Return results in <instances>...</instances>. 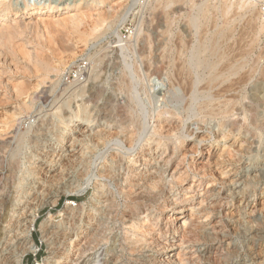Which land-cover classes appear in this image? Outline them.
Listing matches in <instances>:
<instances>
[{
  "label": "rangeland",
  "instance_id": "374dc122",
  "mask_svg": "<svg viewBox=\"0 0 264 264\" xmlns=\"http://www.w3.org/2000/svg\"><path fill=\"white\" fill-rule=\"evenodd\" d=\"M13 1L45 9L31 15L32 19L11 11L6 28L20 25L22 19L27 27L13 31L16 37L11 41L0 39V198L13 200L5 216L7 222L0 223V264H16L17 256L25 250L21 264H119L124 259L134 264L137 254L130 255L128 250L132 240L143 243L144 252L138 256L144 255L152 262L148 264H210L208 256L213 264H264V239L255 240L247 231L256 218L264 224V137L260 141L252 138L258 130L251 135L242 130L241 135H232L225 142L223 135L229 134L230 126L222 130L219 119L203 118L198 106L187 112L189 97L173 85L170 68L160 75L152 73L163 56L168 57L165 62L173 58V53L164 50L175 45L177 36L191 39L192 45L197 43L207 19L201 18L197 27L191 26L190 19L199 15L200 3L211 7L206 15L207 34L222 28L224 17L218 10L222 0H175L168 5L166 0ZM49 5L69 9L49 11ZM232 6L227 17L234 36L245 34L247 41L258 38L247 48L251 53L245 70L253 69V77L241 95L246 99L243 104H248L264 69V60H259L264 32L258 33L262 20L253 19L250 6ZM260 8L262 4L257 5ZM162 11H167L168 19H159ZM75 15L78 23L71 24ZM101 16L104 23L100 24ZM4 28L0 26V33ZM81 34L87 35V40ZM29 54L47 59L59 73L44 76ZM129 83L132 90L126 86ZM17 84H25L24 95H17ZM21 103L31 105L30 110L13 115ZM85 108L87 117L74 115ZM124 109L145 125L132 147L123 130L134 129L116 112ZM258 111L262 119L258 123L264 125V106ZM166 123L179 126L170 135L174 141L163 149L157 142L166 141L168 128L160 129ZM158 129L163 131L161 136L155 135ZM171 146H178L179 153L173 155ZM26 190L31 195L25 196ZM153 190L161 195L159 203L144 208L132 221L114 217L116 213L106 216L108 201L115 202L121 213L131 191L136 197ZM41 203L46 204L39 208ZM1 206L0 202L4 214ZM35 210L38 217L32 242L25 243L24 233ZM94 217L104 220L96 226ZM67 218L72 222L66 224ZM104 221L107 225H102ZM195 225L200 241L185 230V226L195 229ZM87 229L92 234L101 232L102 243L94 248L83 242L80 256L81 248L77 252L65 235L76 237ZM207 236L223 240L206 244L201 239ZM67 252L73 258H61L60 253ZM113 255L120 259L112 261Z\"/></svg>",
  "mask_w": 264,
  "mask_h": 264
},
{
  "label": "bare ground",
  "instance_id": "6f19581e",
  "mask_svg": "<svg viewBox=\"0 0 264 264\" xmlns=\"http://www.w3.org/2000/svg\"><path fill=\"white\" fill-rule=\"evenodd\" d=\"M104 1H106V0H99V3H103ZM174 1L175 0H169L166 3L164 2V4L165 5H168L171 2L173 4ZM177 1L179 2V1H182V0H177ZM229 1H233V0H222L221 1L222 4H220L221 6H219V9H218L221 12L220 14H222V16L224 17V20H223L224 22L222 21L224 25L221 23L223 25L222 28H220V29H218V30H216V31H214V32H212L210 34H207V32L205 31L206 25H207V23H209L208 22L209 18H207L206 15H207V13L209 11L211 12V10H210V8H211L210 7V4L208 6H206V7L205 6L204 7H201V5H202L201 3H200V5L198 4L199 5L198 8H199L200 13L196 17H191V19H190L191 26H196L197 27L199 25V23L202 22L201 21V18H203V19L206 18L207 20H206V22L204 24L205 27L202 28L203 31H201L199 33V36L197 38L198 39L197 43H194V45H192L193 42H192L191 39L190 40H186V38H184L183 35L177 36V41H176L175 45L172 48L168 49V50H166V49L164 50V51H166L168 53L169 52L171 54L173 53L172 54L173 55L172 56L173 58L170 59L169 61H166L165 62L164 60L167 59L168 57L163 56L161 61L158 60V62H159L158 65L154 63L155 64V67L154 68L152 67L153 64H150L149 65V67L150 68L152 67L153 70L150 69V68L149 69L152 70V73L153 74H159L160 75L165 70H168V68H170V70L173 73V78H174L173 79V85L180 86V88L182 89V92L184 93V95L186 97H189V100H188V102L186 103V106H185L186 107L185 109H186L187 112L192 111V108L193 109L195 108L194 106H198V112L200 113V115H202L203 118L210 117V118H213L215 120L216 119H219L220 122H219L218 127L219 128H222V130L225 127L227 128L228 126H230L229 127L230 128L229 134H228V132H227V134L224 132L225 135H223V140L225 142L232 135H234L235 138H236L237 135H241V132H243L244 130H246L247 135H251L252 133H254L255 130H258L259 133L257 131V136H255V137L252 136V138L258 137V138H260L259 140L261 141V138L264 137V125L261 124V122L258 123L259 118H260V117H258V116H260L259 115L260 112L258 110H259V107L261 108V106L262 107L264 106V94H263V92H264V69H263V71L261 73V78L259 79V83L256 84V89H255L256 94L254 95V97L252 98V100L250 99L251 101L248 102V104H243V102H244L243 99H245V97L243 98L242 95H241V93L243 92L242 91L243 87H245L248 84V82L251 80V78L253 77V69L252 70H249V71H246L245 70V68L247 66L246 58L251 53V51H249L250 49H247V48H249L250 46L252 47V45L254 43H256V41H258L257 40L258 38H255L256 37L255 36L254 38L252 37L251 40L247 41V39L245 38V34H240L238 37H235L234 34H233V32H232V28L233 27L230 28L231 27L230 26V22L231 21H230V19L227 16H229V14H230L229 11L231 10V7H233L232 5H234V6L238 5L241 8H244V9H245V7H249L250 6L251 7V11L250 12L253 14V19L255 21H257L259 19L262 20L260 22V25L257 27L258 28V33L264 32V18H263V14H262V9L261 8L260 9H257V5L262 4L264 2V0H239V1L237 0L236 3H234V1H233L232 2L233 4L232 3L229 4L228 3ZM92 3H94V2H92ZM185 3H186V1H185ZM195 3L196 2H194L193 4H195ZM157 6H159V5H157ZM216 7H213V8L216 9ZM240 7L238 9H240ZM42 9H45V8H43V6L41 7L38 4H29V3H26V2L19 3V2H14L13 0H0V26H3V27L5 26V28L3 29V32L0 33V39L2 41H6V40L11 41L13 38L16 37V35H15V37H13V33L15 31L17 32V30L19 29V27L20 28L21 27L23 28V26L26 24L24 22L25 20L22 19L20 25H17L16 24L17 26L10 27V28H6V24L8 22L7 20L9 18L8 16L10 15L11 11L14 12V15L15 16H18V15H24V16H27V17L30 16V19H32L33 16L34 15H38V13ZM68 9H69L68 6H66L64 8V10H62L60 7H53V6H50L49 5L47 10H49V11L58 10V12H61L62 13L63 11L66 12V10H68ZM234 9L236 10V8H234ZM181 10H182V8H181ZM259 10H260V12H259ZM259 13L261 14V16H258L257 17V15H259ZM162 14L163 15H161V16H160V14H158L160 16L159 19H161V20L168 19V16L166 15L167 14V11H166V13L162 11ZM31 15H33V16H31ZM76 16L77 15H75V16L72 17L73 20L71 19L72 20L71 21L72 22L71 24L78 23V20L79 19L74 18ZM102 17L103 16H101V19L99 20L100 24H101V21H103L102 20L103 19ZM30 19H28V20H30ZM254 22L252 21V23H254ZM15 23H17V22H15ZM102 23H104V21ZM100 24L97 25L96 27L100 26ZM25 27H27V26L25 25ZM96 27H94V28H96ZM169 27H171V26L169 25ZM255 28H256V26H255ZM94 33H95V31H94ZM86 36L87 35H85V34H81V38H83V39H86L88 37V36L87 37ZM119 42H121V41H119ZM121 44H123V43L121 42ZM147 49H148L147 46L144 45L142 50L144 51V53H146ZM149 49H150V47H149ZM251 49H253V48H251ZM143 51H142V53H143ZM161 53H163V52H161ZM140 54H141V52H140ZM171 54H169V55H171ZM160 55H162V54H160ZM164 55H166V54H164ZM29 56L31 57L32 55L29 54L28 57ZM147 58H148V56H147ZM158 58H159V56H158ZM259 60H264V50L262 52L260 51ZM30 61L35 66H37L38 68H40V69L43 70V75L44 76L49 75V73L52 72V71L53 72L55 71L56 73L57 72L59 73V69H56L55 67H52L50 65L49 61L47 59L43 58V57H31ZM155 62H157V61H155ZM126 79L124 81H126ZM153 83H154V80H153ZM170 85H172V84H170ZM170 85H169V87H170ZM126 86L129 87V90H132V87L133 86L130 83H129V86L128 85H126ZM162 87H164V86H162ZM15 90H16L18 96L24 95L25 92H26L25 84L24 85L23 84H17L15 86ZM129 93H131V92H129ZM127 95H128V93H127ZM132 97H131V100H133ZM173 98L176 99V97H173ZM172 101H173V99H172ZM126 104L127 103H125V105ZM128 104L130 105V103H128ZM30 106L31 105H29L27 103H21L19 109H15L13 115L23 114V112H26V110H28L30 108ZM117 108H119V107H117ZM118 111H116V112H117V114L119 113V115H120L119 117H121L120 118L121 121H124L125 124L128 122L129 125L131 127H133L132 129H134V131H129V132H128V130H130V128L129 129L126 128V130L125 129L123 130L125 132V134H126L125 135L126 136L125 138H127L128 142L130 143V146L132 147V144L134 142H136L142 136V134L144 133V131H145V125H144V123H142L139 120H137L138 118L137 119L134 118L135 116H133L132 111H130L128 109H124L123 111H121V113L118 112ZM117 114L115 113L116 116H117ZM192 114H194V113H192ZM74 115H76V116H78L80 118L87 117V109L85 108V109L79 110V112L78 113H75ZM200 115H199V117H200ZM172 117H174L173 114H172ZM59 118L62 119V117H59ZM232 118L233 119L236 118V119H234L232 121H229ZM215 120H213V121H215ZM229 122H230V124H229ZM170 124L171 123L167 124V126L164 125V127L161 126L162 128H160L161 130H164V129L166 130V128H168V130L166 131L167 136L164 137L166 139V141L162 142V140L160 139L157 142V146L159 148H163V149L169 148V143L168 142H170V144H171L174 141L173 139L175 137L174 138H170L171 137L170 135L172 134V132H175L178 129V126L179 125L177 124L178 126L176 127V126H173V125H170ZM123 127H124V124H123ZM162 132L163 131H160L158 129V131H156L155 135H160L161 136V133ZM246 132H244L243 134H246ZM175 133H174V135H175ZM248 133H250V134H248ZM115 136L116 135H114V137ZM160 136H159V138H160ZM107 138L105 140H107ZM61 140L64 141V139H61ZM182 142H183V140H182ZM175 146H176V144H175ZM177 147L176 148L175 147H172L173 148V150H172L173 155H175L176 153H179L178 152L179 149ZM0 148H1V145H0ZM196 151H197V149H196ZM115 158H117V157H115ZM115 158H113V159L115 160ZM135 163H136V165L134 167H137L138 161H136ZM79 171L81 172L82 170H79ZM12 174H13V169H12ZM83 174H85V173L81 172V175H83ZM110 175L111 174L107 175V177L108 176L110 177ZM256 177H258V176H256ZM79 178H81V177H79ZM257 180H259V179H257ZM5 182H7V181H5ZM6 186H7V184H6ZM4 188H5V186H4ZM156 188H158L157 185L154 187V189H156ZM25 193H24L25 196L31 195L30 194V190H26ZM105 193L106 192H104V194ZM132 193L133 192L131 191L130 195L127 194L128 197H126V194L124 195L129 200V202H127V206H126L125 211H122L121 213H119V211H117L115 209V207H116L115 204H114L115 202L113 203L111 201H108L107 206L104 208L105 209L104 212L106 213V216L108 215V217H110V216H112V215H114L116 213V215H114V217H117V216L121 215L120 216L121 218H119V219H122V220H127L128 219L129 221H132L136 216H138V215H140V214L143 213V211H144L143 209L144 208L146 210H148L152 206L157 205L159 203L160 197H161V195L159 196V194H157L155 192V190L148 191L146 193H141V194H139L137 196L135 195L136 197H132L134 195V193H133V195H132ZM234 195H235V193H234ZM104 196L105 195H103V197ZM7 197H9V196H7ZM106 198H107V196H106ZM110 199H112V198H110ZM0 200H1L0 202H1V205H2L1 206L2 207V210L5 211L4 214H2L0 212V223H3L4 221H6L5 220V218H6L5 216L8 215L7 212H10L9 205L12 204L13 200L10 199V200L6 201L7 199H1V198H0ZM246 201H247V199H246ZM45 204L46 203H41V205L38 206V207L39 208H42ZM117 209H118V207H117ZM214 209H216V207H214ZM102 211H103V209H102ZM37 217H38L37 210H35L33 212L32 219L28 222L27 228H26L25 233H24V235L26 234V236L24 237L25 243L28 241L31 244V242H32V240H31V234H32V231L35 229V223H36ZM102 220H104V219H102V217L101 218L94 217L92 219V222L94 224H96V223H99L100 224V222H102ZM135 220H137V219H135ZM66 221H67L66 224H69L70 222H72V219L67 218ZM104 222H106V221H104ZM93 223H92V225H94ZM250 223L253 224V227L249 228V226H248L247 231H248L249 235L252 236L251 238H253L255 240H259V241L262 240V239H264V226L261 225L263 223H261V221H259L257 218L255 220L250 221ZM254 224L256 226H254ZM102 225H107V222H106V224L103 223ZM96 226H97V224H96ZM182 230H183V227H182ZM185 230L187 231V233H189V234L192 235V238L193 239L200 241V237H199L200 235L198 234L199 228L197 226H196L195 229L192 228V227L189 228V227H186L185 226ZM53 232H54V230H53ZM245 233H247V232H245ZM53 234H56V233L54 232ZM64 234H62V235H64ZM227 236L228 235H224V238H226ZM65 240H70L71 246L72 245H75V248H77V252L81 250V254H80V256H81L84 253V251L82 250V248H83L82 247V243L83 242H86V244L88 246H91L93 244L94 245V248H97L102 243L101 242L102 241V234H101V232H98V231H96L95 233L93 232V234H92V232L89 229H87L82 234L76 235V237H75V235H71V234L70 235L69 234L68 235H65ZM103 240H105V239H103ZM202 240L203 241H206V244H212L213 242H216V241H218V242L222 241L223 240V237L220 238V237H216V236H214V237L207 236V237H204L203 239H201V241ZM134 242L132 240V243L130 242L131 245H129L131 247L128 246L129 249L126 248V250L127 249L129 250L130 255H133L134 256V255L137 254V257L134 258V262L133 263L134 264H148V263H152L150 260H149L150 262L148 260H146L144 258V255L138 256L140 254V252L143 251L142 249H144L142 247V244L143 243L141 245H139L137 243L134 244ZM136 242H137V240H136ZM127 244L128 243H126V246H127ZM254 246H255V244H254ZM246 247H247V245H246ZM78 248H81V249L79 250ZM237 249H236V251H238ZM233 252L235 254L234 255V258H237L238 257L237 252H235V251H233ZM26 253H27V250L23 251L20 256H17L15 263L16 264H21L22 263V259H23V257L25 256ZM250 254H248V256ZM60 255H61V258H65L67 260H69V258H73V255H71L69 252H67V253H60ZM209 258L210 257L208 256L206 259H208V262H210V264H213L211 261H209L210 260ZM119 259H120V257L119 258H116V255H113L111 257V260L112 261H118ZM99 262L100 261H98L97 263L99 264ZM97 263H95V264H97ZM119 264H129V262L128 261L126 262V260L124 259Z\"/></svg>",
  "mask_w": 264,
  "mask_h": 264
},
{
  "label": "built area",
  "instance_id": "2783aa9c",
  "mask_svg": "<svg viewBox=\"0 0 264 264\" xmlns=\"http://www.w3.org/2000/svg\"><path fill=\"white\" fill-rule=\"evenodd\" d=\"M262 14H263V16H264V2L262 3Z\"/></svg>",
  "mask_w": 264,
  "mask_h": 264
}]
</instances>
